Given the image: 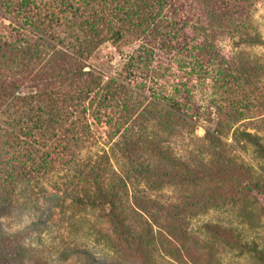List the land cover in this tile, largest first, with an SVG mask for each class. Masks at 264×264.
Masks as SVG:
<instances>
[{"label":"trees","instance_id":"obj_1","mask_svg":"<svg viewBox=\"0 0 264 264\" xmlns=\"http://www.w3.org/2000/svg\"><path fill=\"white\" fill-rule=\"evenodd\" d=\"M235 1L0 0L1 261L28 259L32 235L39 237L49 227L55 210L71 206L102 210L127 256L133 257L136 248L144 252L123 215L125 178L107 165L105 151L83 154L91 141L89 118L100 121L108 102L122 104L131 115L147 101L145 120L169 134L192 131L200 114L189 111L187 79L199 68L186 57L198 38L201 49L194 54L202 59L209 53L217 24L236 22L229 6ZM235 25L239 31L246 27ZM244 39L259 41L248 33ZM133 43L137 46L119 73L107 74L108 60H99L100 49ZM240 119L208 120L213 128L205 130L211 145L207 161L192 166L165 155L167 162L192 183L216 180L219 169L237 164L221 151L220 136L228 128L264 159L263 138L233 124ZM155 148L165 153L159 143ZM145 165L135 166L136 171L148 176L162 169ZM238 183L241 191L264 197L263 184ZM21 206L32 211L33 219L11 232L4 218Z\"/></svg>","mask_w":264,"mask_h":264},{"label":"rangeland","instance_id":"obj_2","mask_svg":"<svg viewBox=\"0 0 264 264\" xmlns=\"http://www.w3.org/2000/svg\"><path fill=\"white\" fill-rule=\"evenodd\" d=\"M230 5L236 22L217 24L213 48L204 58L194 54L201 49V38L186 57L188 62L197 61L199 68L187 79L189 111L200 114L192 131L169 134L148 122L141 115L147 101L133 102L139 104L131 115L122 104L108 102L100 121L89 118L91 141L83 154L105 151L107 165L125 178L123 215L144 252L136 248L133 257L127 256L126 245L116 240L102 210L71 206L55 210L49 227L39 237L32 235L28 259L0 264H264V197L237 187L238 179L264 185V159L235 139L233 128L220 136L221 151L237 164L219 169L216 180L192 183L165 158L169 155L192 166L210 159L205 130L213 128L208 120L217 118L233 122L241 116L233 124L264 141V0H236ZM235 23L246 27L235 30ZM246 33L259 41H246ZM136 46L101 48L99 60H108L106 73H119ZM156 143L165 153L155 148ZM149 163L162 169L148 176L136 171L135 166ZM31 219L32 211L21 206L4 222L12 232Z\"/></svg>","mask_w":264,"mask_h":264}]
</instances>
